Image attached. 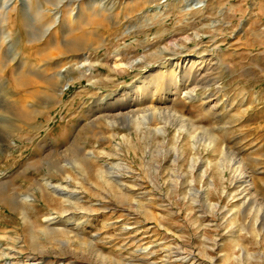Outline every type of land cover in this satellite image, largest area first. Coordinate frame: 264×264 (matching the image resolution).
Instances as JSON below:
<instances>
[{"label": "rangeland", "instance_id": "374dc122", "mask_svg": "<svg viewBox=\"0 0 264 264\" xmlns=\"http://www.w3.org/2000/svg\"><path fill=\"white\" fill-rule=\"evenodd\" d=\"M33 263L264 264V0H0V264Z\"/></svg>", "mask_w": 264, "mask_h": 264}, {"label": "bare ground", "instance_id": "6f19581e", "mask_svg": "<svg viewBox=\"0 0 264 264\" xmlns=\"http://www.w3.org/2000/svg\"><path fill=\"white\" fill-rule=\"evenodd\" d=\"M97 4V3H96ZM98 5V4H97ZM201 5V3L200 2H193V3H189L187 6H186V9H191L192 7L193 8H196V7H199ZM101 6V5H100ZM4 8V7H3ZM103 8V7H102ZM158 9V8H157ZM6 10H8V8L6 9V7H5V12H3L2 13V19H3V21H5L6 20ZM162 9H159V11L160 12H162L161 11ZM107 12V11H106ZM71 14H73V12L71 13ZM72 16V15H71ZM78 16V15H77ZM81 22V20H78V21H76L75 23H77V24H79ZM67 26V25H66ZM194 58H190L189 60H190V62L192 61V62H195L194 60H193ZM191 62V63H192ZM182 69H184L183 68V64L181 63V62H179V61H177L176 63H174V64H172V67H171V70H170V75H169V77H170V80H175L176 82H177V80L178 79H180V80H182V77L184 78H187V77H189L192 73V65L190 66V67H188V68H186L185 70H186V72H185V75H182L181 76V78H180V76H179V78H178V74L180 73V71L182 70ZM29 72V71H28ZM180 75V74H179ZM37 76H40V77H42V78H44V79H49L50 78V76L49 75H47V74H45V73H43V74H38ZM59 76H60V74H59ZM162 77V76H161ZM160 77V78H161ZM172 78V79H171ZM58 79V78H57ZM21 81V80H20ZM153 95V94H152ZM155 95V94H154ZM188 97L189 98H192L193 97V94L191 93V92H189L188 93ZM151 98V106L149 107V108H151V109H155L157 106H155V103H154V101H153V99H152V97H150ZM160 100V99H159ZM132 101V99H130V100H126V99H120V101H118L117 102V105L116 106H114L115 108H124L125 106L127 107V106H132V104L130 103ZM139 101V100H138ZM135 105H139V102H136L135 103ZM157 109V108H156ZM147 114V113H146ZM149 114H151V111H149ZM152 115V114H151ZM155 115V114H154ZM153 115V116H154ZM111 122V121H110ZM113 123V122H112ZM87 155L88 154H91V155H94V153L93 152H89V153H86ZM80 156H86L85 154H78V156L76 157L77 159H80L81 157ZM47 186H48V188H50L54 193H57V194H60V195H63V196H65L66 198H69V197H72V192L71 193H69V192H66L64 189H63V187L61 186V185H57V184H54V183H47L46 184ZM16 196V195H15ZM27 196V195H26ZM17 197V196H16ZM26 198V197H25ZM17 200V199H16ZM47 219H49V218H47ZM33 264H37V263H33Z\"/></svg>", "mask_w": 264, "mask_h": 264}]
</instances>
